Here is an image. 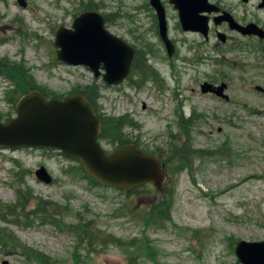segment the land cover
<instances>
[{"label":"rangeland","instance_id":"374dc122","mask_svg":"<svg viewBox=\"0 0 264 264\" xmlns=\"http://www.w3.org/2000/svg\"><path fill=\"white\" fill-rule=\"evenodd\" d=\"M85 1L27 0L23 7L0 0V58L25 61L37 83L56 95L98 87L105 115L137 123L125 127L129 139L166 153L176 144L178 156L187 143L188 156L171 160L165 191L147 184L126 192L90 179L77 159L58 149L0 147V237L17 236L53 264H242L237 242L264 240V92L255 88L264 87V40L236 33L232 43L216 33L206 40L185 31L170 9L178 55L169 57L140 8L146 0H126L120 18L118 0H104L107 26L137 47L138 64L151 73L144 80L136 70L122 84L108 85L89 68L55 56V29L71 26ZM233 1L247 22L264 27L263 0ZM211 79L228 83L229 102L202 92V82ZM12 88L0 75L2 120L15 115ZM180 114L191 123L188 133ZM41 165L51 183L37 178ZM18 193L29 200L19 204ZM164 203L165 210L171 206L168 218H161ZM6 244L0 242V264H42Z\"/></svg>","mask_w":264,"mask_h":264},{"label":"water","instance_id":"95a60500","mask_svg":"<svg viewBox=\"0 0 264 264\" xmlns=\"http://www.w3.org/2000/svg\"><path fill=\"white\" fill-rule=\"evenodd\" d=\"M27 7V0H17ZM156 4L160 18V33L170 55L174 45L168 36L164 7ZM179 9L184 30L209 35V15L220 8L209 0H172ZM264 6V0L260 3ZM216 17L231 22L232 28L244 35L264 38V29L256 22L238 23L228 11ZM226 40V34L219 32ZM56 59L72 66H86L95 77H102L108 85H120L132 73L136 48L127 40L113 33L106 25L105 17L97 11L82 12L75 17L71 27L59 25L55 29ZM228 84L204 81L201 90L230 99L226 93ZM257 90L264 87L257 85ZM102 120L90 99L82 93L64 98L47 97L39 89L24 93L15 104V115L8 121L0 120V147H46L58 149L62 154L76 158L84 172L99 184L130 192L152 183L159 191H165L167 172L165 164L153 154L129 142L112 150L100 140ZM37 178L51 183L53 176L41 165L35 170ZM242 264H264V240L241 239L235 247Z\"/></svg>","mask_w":264,"mask_h":264},{"label":"trees","instance_id":"16d2710c","mask_svg":"<svg viewBox=\"0 0 264 264\" xmlns=\"http://www.w3.org/2000/svg\"><path fill=\"white\" fill-rule=\"evenodd\" d=\"M140 56H141V54H140V51L138 50V55H137V59L135 61V70L134 71H136V70L140 71V73L144 75V80H145L146 78L150 77L151 73L148 72L143 66L138 64V61L140 60ZM0 75L6 77L7 79H10L13 82L14 88H12L8 94V99L13 103V105H14L13 107H15V104H16L17 100L19 99V97L31 89H39L47 97H58V98H64L65 97V96L56 95L54 93H51L48 90H46L43 86H40L32 74V69L29 66H27L25 61H20V62L14 61V60L11 61L9 57L0 58ZM138 86H141V83L138 84ZM73 93H82V94L86 95L90 99V101L93 103L94 106H96V103L100 97V91H99L98 87L96 88V86H90V85L86 86L84 88L75 89L73 92H70L69 94H73ZM10 94L12 96L9 98ZM10 118L11 117L7 118L5 121L9 120ZM0 120H2V119L0 118ZM180 120H181L180 121L181 127L184 128V130H186V133H188L189 131L187 129L189 128L191 123L188 120H186L185 118H181ZM127 126H138V125H137V123L133 122L131 119H129L125 116L116 117V116L105 115L104 117H102V130L100 133V139L112 142L115 145V147L118 145L129 143V142H133L138 147H141L139 145V143H136L135 141L129 139L126 136L124 129ZM186 148H188L187 143L185 144V146L181 150V152H180L181 155H179V156H178V152L180 150H179L178 146L176 144L174 145L173 143L171 144V150L169 153H166V151L163 148H157L155 151H148L147 149H145V150L152 153L153 155L159 156L160 159L164 163L165 162L169 163L171 161V159L180 160L182 158L181 160H184V158L186 156H188V151ZM79 168L82 170L81 165L79 166ZM169 170H170V168H168V171ZM85 175L87 177H89L90 179L94 180L92 177H90L86 173H85ZM22 197L20 196V193H18L17 199H18L19 204L21 203L20 202L21 199H23V203H26L29 200L27 196H25L24 198H22ZM164 206H165V203H164L162 210H161V218H166V217L168 218V217H170L169 210H170L171 206L168 205V207H167L168 212H167V210H165ZM59 223H60V221H59ZM0 242H4L7 244L10 242L11 244H13L12 247L19 250L23 255H25L29 258L35 259L42 264H53V262H52L53 260L50 258V256H48L47 254H45L44 252H42L38 249H35V248H32L26 244H23L17 236H15V235L13 236L9 232L5 233L4 236L0 237Z\"/></svg>","mask_w":264,"mask_h":264},{"label":"flooded vegetation","instance_id":"af4514ba","mask_svg":"<svg viewBox=\"0 0 264 264\" xmlns=\"http://www.w3.org/2000/svg\"><path fill=\"white\" fill-rule=\"evenodd\" d=\"M155 1L158 2L157 0H146L144 2L142 1V5H141L140 8L146 10L147 13H148V20L150 22V32L156 34L160 38L162 43L165 45V47H166V44H165V42H164V40H163V38L161 36V33H160V18H159L158 12H157L156 4L154 3ZM159 1L162 4V6L164 7V12H165V17H166V20H167V27H168V36H169V38L171 39V41H172V43L174 45L173 54L172 55H170L169 53L168 54H169V57H174V56L178 55V51H177V46L175 44V41H174L173 37L170 36V32H169V30H170V9H173L177 13V16L179 18V24L182 27V24H181V21H180V16H179V9L176 7V4L172 0H159ZM209 1L211 3H213V4H216L220 8V10L218 12L207 13L209 15V18H210V20H209V24H210L209 35H208V37H205L199 31H194V32L202 34L205 37L206 40H209L211 35H213V33L214 34L216 33L217 38H219V32H222V33L226 34V40L225 41H223V40H221L219 38L223 43H232V41L236 40L235 39V34H233V33H236L238 35H244L239 30L232 28V25H231L230 21L222 20L218 24L216 22V17L223 15V13H224L223 11L225 10V11H228L238 23L243 24V25L249 23V22H247L246 17H244V16L239 14V9L237 8L238 4H236V2H234L233 0H231L229 3H226L224 0H209ZM242 1L249 2V0H242ZM85 2L86 3H83V5L81 6L82 10H80L79 12L76 11V12H74L72 14L71 17L73 18V21H74L75 17L78 16L79 14H81L82 12H86V11H91L92 10V11L100 12L105 17L106 25H108V23L111 22L110 21L111 20L110 15L106 14V12H104L102 10V6L105 5V1L104 0H100V1L87 0ZM126 3H127L126 0H118L116 7L119 8V10H117V12L115 14L118 18L121 17V13H122L121 10L124 8V6H126ZM259 7H261L260 4H259ZM73 21H72V24H73ZM211 22H213V24H211ZM72 24H71V26H72ZM60 25H64V24H60ZM213 25H214V27H213ZM65 26H67V25H65ZM68 27H70V26H68ZM262 28L264 29V27H262ZM188 31H193V30H188ZM135 38L139 42H141L143 40L140 36L139 37L135 36ZM261 39L264 40V38H261ZM125 40H127V39H125ZM128 42L131 43L130 41H128ZM131 44L134 45L133 43H131ZM134 47L136 48V51H137V53H136V57H137L138 49H137V47L135 45H134ZM195 63L197 65V58L195 59ZM132 70L134 72L135 63L133 64V69ZM205 81H209V82H212L214 84H221L222 82H226L224 79H220V80L211 79V80H205ZM228 87H229V85H228ZM207 94H210V95H213L215 97L221 98V97L217 96L215 93H212V92H208ZM226 101L229 102L230 99L226 100ZM94 107H96L95 108V109H97L96 112L99 115V117L102 119V117L105 116V114L103 113L102 106L100 104L96 103V106H94ZM180 115H181V118H184V116L182 114H180ZM157 157H159V156H157ZM171 160H173V159H171ZM170 163H171V161L169 163L168 162L164 163L166 171H167V176L169 175V172H168V168L169 167L168 166H169ZM147 184H152V183H147Z\"/></svg>","mask_w":264,"mask_h":264}]
</instances>
